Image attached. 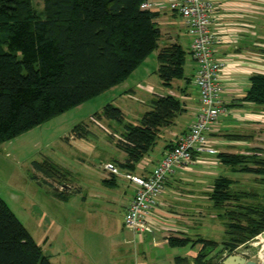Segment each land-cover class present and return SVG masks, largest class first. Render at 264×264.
<instances>
[{"label": "trees", "instance_id": "1", "mask_svg": "<svg viewBox=\"0 0 264 264\" xmlns=\"http://www.w3.org/2000/svg\"><path fill=\"white\" fill-rule=\"evenodd\" d=\"M143 1L44 0L40 15L32 0H0V143L124 82L158 49L162 32L155 19L159 12L141 8ZM185 57L186 51L176 42L159 49L157 72L164 86L184 78ZM250 81L244 99L264 105V74H254ZM180 110L177 97L154 96L151 109L138 124L124 125L118 144L127 157L120 166L133 168L153 147L160 128L168 126ZM95 115L124 122L123 111L111 103ZM78 127L74 126L73 134L86 137L87 130L78 132ZM254 150L252 154L217 153V158L235 172L261 176L264 190V158L258 157L260 149ZM32 166L55 178L53 165L46 160H34ZM238 184L226 175L214 179L209 197L225 238L211 257L219 243L200 238L202 249L193 264H217L220 253L232 254L264 232V193ZM51 193L61 200L70 194L59 189ZM188 241L170 238L169 244L183 246ZM180 263L191 264L186 259H178ZM0 264H52L1 196Z\"/></svg>", "mask_w": 264, "mask_h": 264}, {"label": "rangeland", "instance_id": "2", "mask_svg": "<svg viewBox=\"0 0 264 264\" xmlns=\"http://www.w3.org/2000/svg\"><path fill=\"white\" fill-rule=\"evenodd\" d=\"M32 3L41 15L44 0H32ZM161 20L157 23L163 32L160 44L174 43L170 42L171 35L179 31L182 36L180 43L186 48V41L191 38L182 25L181 17L172 20L173 26ZM158 65L157 56L152 52L137 67L134 76L122 82V88L128 85L134 89V96L119 88L102 92L0 143V196L41 246L44 255L50 257L52 264H72L74 260H78V264L137 263L135 245H122L123 239L130 236L122 225L125 208L121 206L120 200L108 197L115 190L104 187L99 174L104 172L102 167L108 170L106 165L112 164L113 159L123 158L124 151L118 143L124 125L138 124L143 113L151 109V99L166 91L157 72ZM109 103L123 111V123L95 115L101 113ZM78 124L77 131L82 132L85 128L86 137L79 138L73 134L72 129ZM243 133L252 134L253 147L264 150V123L251 130H243ZM155 148L158 149L157 146ZM258 157L264 158V152L258 151ZM34 160H46L53 165L51 172L55 180L37 172L32 166ZM222 170V175L238 180L236 187L264 193L259 184L261 176ZM35 175L37 179L33 178ZM59 180L73 189L77 188V193H72L66 201L55 197L51 193L52 189L66 191L69 188L62 187ZM205 234L214 240L223 241L224 226L218 220L206 228ZM119 249H124V252H119ZM148 249V259L140 257L141 263L152 264L156 250ZM166 249L162 251L163 263L171 253V248ZM176 249L185 251L191 248L186 246Z\"/></svg>", "mask_w": 264, "mask_h": 264}, {"label": "crops", "instance_id": "3", "mask_svg": "<svg viewBox=\"0 0 264 264\" xmlns=\"http://www.w3.org/2000/svg\"><path fill=\"white\" fill-rule=\"evenodd\" d=\"M213 1L216 11L212 27L220 37V42L215 46V57L224 62L220 76L224 89L221 100L226 111L210 130V141L217 153L252 154L255 152V147L252 145L253 135L244 134L243 130H251L264 123V105L248 102L244 98L250 87L252 75L264 74V6L262 5L264 0ZM155 11H162V17L158 16L155 19L156 23L160 22V18H162L163 22L170 26L173 24L174 18L180 17L167 7L156 8ZM181 22L184 27L183 20ZM158 26L162 32V27L159 24ZM173 30L177 31L175 28ZM171 37L172 41L170 42L181 45L182 36L179 31L172 34ZM161 38L163 37L161 36ZM175 38L177 39L175 40ZM167 44L169 43H161L159 48L153 51L157 59L159 49ZM183 49L186 51L184 78L172 80L169 87L164 86L161 81L166 91L163 94H156H171L177 97L181 103V110L168 126L160 128L153 147L135 163L133 168L120 166V163L124 162L127 157V154L123 152V158L112 160V164L117 168V173H112L102 167L104 172L99 174L101 184L115 190V193L108 197L120 200L125 211L136 191L135 183L127 179L125 175L147 176L166 151L175 144L181 135L186 133L198 112L199 95L193 81L197 67L190 53V39L186 41V48L183 47ZM187 55L188 62L186 61ZM138 68L130 76H134ZM122 85L123 83H120L109 90L119 88L124 92L127 91L130 96H134L133 88H129L128 85L122 88ZM222 169L236 174L240 173L221 163L217 154L202 155L197 157L194 164L187 168H176L168 175L165 189L158 197L157 205L149 217L153 231L139 236L126 228L124 222L122 223L124 230L126 229L130 234L129 237L123 239L124 241L122 240V245L131 243L135 245L136 264H144L139 259L142 256L144 259H148V248L156 250L152 264H177L178 259H186L193 264L194 257L202 249V244L198 242L200 238L219 243V246L209 257L222 248L221 242L223 241L214 240L205 234L206 228L218 221L213 212L209 192L214 179L224 172ZM68 190L69 198L72 193L78 191L77 188L73 189L71 186ZM99 197L106 199V197ZM170 238H189L190 241L183 246H172L169 244ZM263 244L264 241L258 235L247 245L238 247L234 253L244 252L247 258L256 259L259 263L264 264V255L260 256ZM186 246H190L191 249L185 251L176 249ZM167 247L171 248V253L163 263L161 256ZM119 250V252H124V249ZM72 264H78V260H74Z\"/></svg>", "mask_w": 264, "mask_h": 264}, {"label": "built area", "instance_id": "4", "mask_svg": "<svg viewBox=\"0 0 264 264\" xmlns=\"http://www.w3.org/2000/svg\"><path fill=\"white\" fill-rule=\"evenodd\" d=\"M167 7L183 20L190 35V53L196 63L194 84L198 89L199 108L186 133L166 151L147 176L126 174L135 183L136 191L126 207L124 226L142 236L152 232L149 217L155 209L158 197L165 189L168 175L176 168H187L197 157L215 155L209 132L226 111L221 100L223 85L220 73L224 62L215 57V46L220 37L213 30L216 6L213 0H144L141 8L155 10ZM106 168L117 173L113 164Z\"/></svg>", "mask_w": 264, "mask_h": 264}, {"label": "water", "instance_id": "5", "mask_svg": "<svg viewBox=\"0 0 264 264\" xmlns=\"http://www.w3.org/2000/svg\"><path fill=\"white\" fill-rule=\"evenodd\" d=\"M62 187H68L67 185L63 184ZM58 190V188H54ZM260 238L264 241V232L260 234ZM249 247V246H248ZM221 258L218 259L217 264H261L256 259L247 258L244 252L241 253H220ZM264 255V244L260 250V256Z\"/></svg>", "mask_w": 264, "mask_h": 264}]
</instances>
